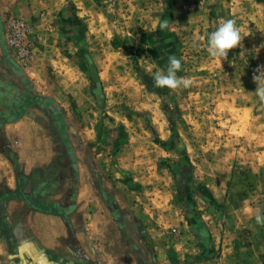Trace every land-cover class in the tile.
<instances>
[{
	"label": "rangeland",
	"instance_id": "374dc122",
	"mask_svg": "<svg viewBox=\"0 0 264 264\" xmlns=\"http://www.w3.org/2000/svg\"><path fill=\"white\" fill-rule=\"evenodd\" d=\"M68 3L67 14L78 10L79 24L68 37L53 36L50 73L60 84H74L81 71L91 79L97 100L83 123L74 112L75 136L81 141L83 134L96 156L118 152L120 170L131 167L150 241L164 247L170 264H264V229L255 220L257 210L264 214V104L253 82L264 65V6L257 0ZM229 19L242 42L216 60L207 36ZM170 56L181 60L177 75L190 78V87H154L155 72L166 71ZM181 223L184 257L176 245ZM7 256L0 247V264L10 263Z\"/></svg>",
	"mask_w": 264,
	"mask_h": 264
},
{
	"label": "crops",
	"instance_id": "0c3cea01",
	"mask_svg": "<svg viewBox=\"0 0 264 264\" xmlns=\"http://www.w3.org/2000/svg\"><path fill=\"white\" fill-rule=\"evenodd\" d=\"M68 2L0 0V247L7 264H170L147 234L131 167L120 170L118 152L96 156L75 136L74 112L83 123L97 100L91 79L81 71L78 83L60 84L50 73L53 36L68 37L79 24ZM8 13L30 26L25 65L4 42ZM185 236L176 244L182 257Z\"/></svg>",
	"mask_w": 264,
	"mask_h": 264
},
{
	"label": "clouds",
	"instance_id": "9594fccd",
	"mask_svg": "<svg viewBox=\"0 0 264 264\" xmlns=\"http://www.w3.org/2000/svg\"><path fill=\"white\" fill-rule=\"evenodd\" d=\"M159 27L161 29L167 28L168 21H160ZM241 42L242 36L239 27L234 20L229 19L219 24L214 31L208 34L206 49L212 58L222 61V59L226 60L229 51L239 47ZM181 69V60L175 56H170L166 71L155 72L153 76L154 87L170 90L190 87L192 85L190 78L177 75ZM253 82L256 84L254 94L264 104V65L255 69ZM255 220L257 224L264 225V215L260 214L259 210H257Z\"/></svg>",
	"mask_w": 264,
	"mask_h": 264
},
{
	"label": "built area",
	"instance_id": "2783aa9c",
	"mask_svg": "<svg viewBox=\"0 0 264 264\" xmlns=\"http://www.w3.org/2000/svg\"><path fill=\"white\" fill-rule=\"evenodd\" d=\"M4 42L13 59L25 65L33 54L30 27L21 18L8 16L4 23Z\"/></svg>",
	"mask_w": 264,
	"mask_h": 264
}]
</instances>
